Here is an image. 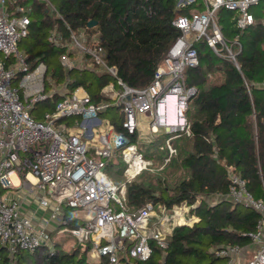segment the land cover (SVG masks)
<instances>
[{"label": "built area", "instance_id": "2783aa9c", "mask_svg": "<svg viewBox=\"0 0 264 264\" xmlns=\"http://www.w3.org/2000/svg\"><path fill=\"white\" fill-rule=\"evenodd\" d=\"M20 1L11 0L8 5L7 0H0V246L11 255L19 250L53 247L49 231L53 227L57 234H69L79 245H89L90 256L97 262L103 258L109 264L145 262L153 253L152 242L166 250L177 228L193 227L200 220L196 210L202 201H184L173 207L149 202L131 210L127 204L128 184L154 166L131 138L139 131L141 120L153 134L164 129L171 136L161 148L168 152L162 170L171 162L178 154L174 140L182 134L192 135L187 110L197 89L187 88L184 76L188 70L200 67V45H207L238 66L233 46L242 50L239 36L232 46L227 42L217 13L222 9L239 13L236 28L243 32L255 23L252 8L261 0H177L178 7L200 3L198 7L203 10L174 20L181 34L158 65L152 83L141 89L127 86L119 78L118 69L108 65L99 35L72 31L67 26V40L57 28L53 29L50 41L66 48L60 57L66 71L99 67L113 77L102 90L104 100L98 105L83 87L70 92L66 83L58 84L50 77L51 89L47 88L48 66L40 62L33 68L29 55L20 50L32 23V7ZM39 1L61 17L49 0ZM15 80H19L18 88L13 86ZM56 94L60 99L45 113L44 120L33 118L32 108ZM111 106L119 108L124 130L117 132L108 123L109 129L100 135L101 146L88 145L85 137L95 136L94 128L103 123L100 114ZM169 106L174 107V122L168 116ZM75 116L82 118L78 123L81 134H70L67 125L59 124ZM117 156L127 165V181L121 185L106 173L107 163ZM136 161L141 166L130 175ZM227 171L231 185L226 197L256 211L260 220L256 231L248 235V245L221 247L216 256L221 264H264V197L257 199L234 167ZM65 207L84 212L77 219L80 226L69 225Z\"/></svg>", "mask_w": 264, "mask_h": 264}, {"label": "trees", "instance_id": "16d2710c", "mask_svg": "<svg viewBox=\"0 0 264 264\" xmlns=\"http://www.w3.org/2000/svg\"><path fill=\"white\" fill-rule=\"evenodd\" d=\"M49 1L61 17L52 14L39 0L19 2L32 7L29 36L20 48L29 55L33 68L40 62L50 67L58 59L57 70L52 74L57 83H66L70 92L85 88L96 105L103 102L101 92L113 77L99 67L66 71L59 61L66 48L50 41L51 31L57 28L67 40V26L72 31L99 35L108 65L118 69L119 78L127 86L141 89L152 83L158 65L181 34L174 20L190 14L195 5L178 7L177 0ZM90 21H96L97 26L89 28ZM222 32L231 46L239 36L242 50L233 46L238 66L203 44L200 67L188 70L184 76L185 86L197 89L187 110L192 135L182 134L174 140V146L179 151L176 156H183L181 167L189 178L176 184L172 194L171 189L152 183L132 182L127 187V204L133 211L149 202L173 207L184 201L194 204L200 199L202 204L196 210L200 220L193 227L177 228L166 250L152 242L151 257L138 264H221L217 249L248 245V235L257 229L260 215L226 196L231 185L227 168L234 167L247 181L250 192L257 199L264 197V15H255V23L243 32L237 28L233 35L225 29ZM210 72L221 74V81L210 82ZM59 99L57 94L53 98L55 102ZM119 113L118 107L111 106L100 117H110L108 123L120 132L124 129ZM131 139L137 143L138 132ZM157 190L161 191L160 196L156 195ZM216 196L220 199L214 204L206 200ZM80 223L69 220L71 227ZM53 243V247L19 250L15 255L0 246V264H109L107 258L90 262L89 245L65 251L61 243Z\"/></svg>", "mask_w": 264, "mask_h": 264}, {"label": "rangeland", "instance_id": "374dc122", "mask_svg": "<svg viewBox=\"0 0 264 264\" xmlns=\"http://www.w3.org/2000/svg\"><path fill=\"white\" fill-rule=\"evenodd\" d=\"M11 0H7V3L9 5ZM200 3L197 5L195 4L193 7H191V11H202L203 9L198 7ZM10 8V7H9ZM225 11H219L217 13V21L221 29H225L228 32H230L232 35L236 31V19L239 17V13L237 12H229L228 10L224 9ZM252 13L257 16H263L264 15V0H261L259 5L254 6L252 8ZM235 40V39H234ZM233 40V41H234ZM21 49V48H20ZM22 50V49H21ZM208 52V49H205V53ZM0 57L2 55L0 54ZM58 59L55 58L54 62H52V65L50 64L48 67V74H47V88H50L49 79L50 77L53 78L52 74L53 71L56 69L57 66L56 63ZM60 61V60H59ZM217 61V60H215ZM208 80L212 83L220 82L221 81V74L210 72L208 75ZM57 78H54L53 82H58L56 80ZM172 78H169V80ZM65 84V83H64ZM13 86L15 88H18L19 86V80H15ZM61 87V85H59ZM55 104V101L53 99L38 104L37 106H34L32 110L30 111L33 118H36L38 121L44 120V115L46 112L51 111L53 106ZM173 113V108L169 106L168 108V116L170 118L171 114ZM120 114V113H119ZM121 115V114H120ZM110 117L102 116L101 120L103 123L101 125H98L94 128L95 136L93 138L91 137H85V140L87 141L88 145L90 146H98L100 147V135L105 133L108 129V120ZM82 122L81 117H70L63 119L59 124L67 125L69 127V133L70 134H81L82 128L79 126L78 123ZM147 124H143L142 122L139 123V131H138V139H137V145L139 151L144 155V157L148 160L153 161V169L152 170H146L148 172L140 174L133 182L138 183H152L155 187L161 186V188L167 187L170 190V193L172 194V189L178 184L182 179L189 178V173L185 171L181 167V160L183 156L178 155L174 156L173 163L165 170L162 171V165L163 160L168 157V152L166 150H162V147H166V140L167 135L164 129L160 130L158 133L153 134L152 132H149L147 129ZM174 141V145H175ZM183 145V143H182ZM179 154V151H178ZM172 159V160H173ZM126 163L123 161L121 156H117L116 158L110 160L107 163L106 173L107 175L114 180V182L117 185H121L124 182H126L127 178L125 176V170H126ZM11 192L13 190H10ZM161 191L157 190L156 195L160 196ZM209 203L214 204L218 200L216 197L206 199ZM115 206V205H114ZM116 207V206H115ZM65 213L66 217L70 220H77L78 218H82L84 215V212L80 209H73L69 207H65ZM42 214V213H40ZM53 242H59L61 245H63V249L65 251H69L71 249H74L78 247V243L76 242L75 238L72 237L69 234L66 235H59L57 232L52 236ZM54 244V243H53ZM90 256V255H89ZM90 262H94L91 256L88 258Z\"/></svg>", "mask_w": 264, "mask_h": 264}, {"label": "crops", "instance_id": "0c3cea01", "mask_svg": "<svg viewBox=\"0 0 264 264\" xmlns=\"http://www.w3.org/2000/svg\"><path fill=\"white\" fill-rule=\"evenodd\" d=\"M172 107V106H171ZM173 108V113L171 114V116H170V122H174L175 121V119H174V107H172ZM101 119V118H100ZM141 122L143 123V124H146V122L144 121V120H141ZM28 205H26V207H27ZM27 209V208H26ZM49 231H50V233H51V235H54L55 233H56V230L53 228V227H50L49 228ZM89 255H90V253H89ZM90 257V256H89ZM94 262H97V261H95V260H93Z\"/></svg>", "mask_w": 264, "mask_h": 264}, {"label": "bare ground", "instance_id": "6f19581e", "mask_svg": "<svg viewBox=\"0 0 264 264\" xmlns=\"http://www.w3.org/2000/svg\"><path fill=\"white\" fill-rule=\"evenodd\" d=\"M141 166V163L139 161H136V164L132 167V169L129 171V174L132 175L135 173L134 169ZM32 178V177H31ZM33 179V178H32Z\"/></svg>", "mask_w": 264, "mask_h": 264}, {"label": "water", "instance_id": "95a60500", "mask_svg": "<svg viewBox=\"0 0 264 264\" xmlns=\"http://www.w3.org/2000/svg\"><path fill=\"white\" fill-rule=\"evenodd\" d=\"M97 26V22L96 21H90L89 22V28H94Z\"/></svg>", "mask_w": 264, "mask_h": 264}]
</instances>
